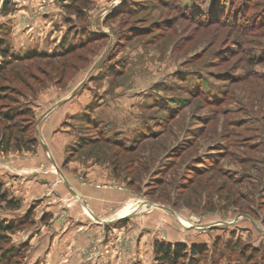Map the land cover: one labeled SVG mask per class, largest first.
<instances>
[{
  "label": "rangeland",
  "instance_id": "obj_1",
  "mask_svg": "<svg viewBox=\"0 0 264 264\" xmlns=\"http://www.w3.org/2000/svg\"><path fill=\"white\" fill-rule=\"evenodd\" d=\"M2 3L0 40L19 57L0 56V135L37 141L0 150V185L20 200L0 203L15 223L0 264H156V242L186 245L177 264H264V0ZM93 164L138 207L90 235L65 181Z\"/></svg>",
  "mask_w": 264,
  "mask_h": 264
},
{
  "label": "trees",
  "instance_id": "obj_2",
  "mask_svg": "<svg viewBox=\"0 0 264 264\" xmlns=\"http://www.w3.org/2000/svg\"><path fill=\"white\" fill-rule=\"evenodd\" d=\"M10 0H3L2 3V9L4 12L7 10V5ZM74 1H79V0H74ZM212 20V19H211ZM202 21V20H201ZM69 49H67L68 51ZM34 54H26L24 57L28 58L33 56ZM0 56L3 59V62L7 63L9 60L14 59L17 56L11 49V47L7 44L4 43L0 40ZM21 56V58H24ZM0 63V77L2 76V68ZM9 87L6 84H0V99L3 98H8L9 96ZM10 111L5 110H0V115H3L5 119H9L11 115L9 114ZM28 113H24V115H27ZM25 130H23L24 133ZM98 134L100 135V139L102 141H109V137L106 135L107 133L104 131L102 132L101 130L98 131ZM97 138V139H98ZM36 138L35 137H26L23 139V135H5L1 134L0 135V150L2 151H8L11 148L14 149H21V150H29L30 147L33 146L34 143H36ZM80 141V140H79ZM112 143L116 145L117 148L120 149H128L132 150L133 147L125 145L123 141L121 140H116V138H113ZM31 144V145H30ZM81 147V142L79 143ZM132 184V183H130ZM0 203H4L6 208H12V209H18L20 207V200L16 199V197L11 196L8 192L7 189H4L2 185H0ZM15 229V223L14 221L10 220H0V241H8V235L7 232H11ZM187 247L184 244H178V245H161L158 244L157 242L154 244V254H155V259L157 261L156 264H177L178 259L182 256V254L186 251ZM199 252V249L197 247H191L190 248V256L194 257L195 254L197 255ZM6 255L2 257V262H5L8 260V256H17L19 254V250L16 246H8L5 250Z\"/></svg>",
  "mask_w": 264,
  "mask_h": 264
},
{
  "label": "crops",
  "instance_id": "obj_3",
  "mask_svg": "<svg viewBox=\"0 0 264 264\" xmlns=\"http://www.w3.org/2000/svg\"><path fill=\"white\" fill-rule=\"evenodd\" d=\"M90 167L91 169L88 173V175L90 174L91 176L90 180L65 181V185L72 191V193L78 196L80 202L84 205L83 209L87 207L90 211V214L95 217L96 221L93 223L88 222V227H90L88 233L91 235L93 230L101 227L104 229L106 227L108 228L109 226H114L122 218H126V216L132 214L123 213V215H119L117 213L123 208L131 206L133 203L131 204L130 202H125L126 199L131 197V192L129 191L130 189H118L116 187L103 186L102 184L104 182L111 184L115 181H94L96 173H94L93 170L97 169V166L96 164H93V166ZM117 182L119 183V181ZM107 212L108 216H104V214Z\"/></svg>",
  "mask_w": 264,
  "mask_h": 264
},
{
  "label": "bare ground",
  "instance_id": "obj_4",
  "mask_svg": "<svg viewBox=\"0 0 264 264\" xmlns=\"http://www.w3.org/2000/svg\"><path fill=\"white\" fill-rule=\"evenodd\" d=\"M136 207H138V205L131 206V209L129 208L128 211L133 210V209H135ZM84 209H85L86 213H89L87 207H85ZM126 210H127L126 208H123V209L120 210L117 214H122V213L125 212ZM180 220H181V223H182V224H186V220H184L182 217H180Z\"/></svg>",
  "mask_w": 264,
  "mask_h": 264
},
{
  "label": "water",
  "instance_id": "obj_5",
  "mask_svg": "<svg viewBox=\"0 0 264 264\" xmlns=\"http://www.w3.org/2000/svg\"><path fill=\"white\" fill-rule=\"evenodd\" d=\"M158 206V205H157ZM159 207H163L164 209H168L167 206L160 205Z\"/></svg>",
  "mask_w": 264,
  "mask_h": 264
}]
</instances>
